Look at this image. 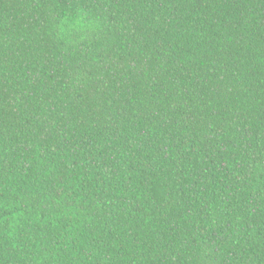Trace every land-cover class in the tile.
<instances>
[{
  "label": "trees",
  "instance_id": "trees-1",
  "mask_svg": "<svg viewBox=\"0 0 264 264\" xmlns=\"http://www.w3.org/2000/svg\"><path fill=\"white\" fill-rule=\"evenodd\" d=\"M0 264H264V0H0Z\"/></svg>",
  "mask_w": 264,
  "mask_h": 264
}]
</instances>
